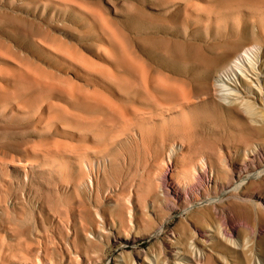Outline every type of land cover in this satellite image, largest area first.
Instances as JSON below:
<instances>
[{
    "label": "rangeland",
    "instance_id": "obj_1",
    "mask_svg": "<svg viewBox=\"0 0 264 264\" xmlns=\"http://www.w3.org/2000/svg\"><path fill=\"white\" fill-rule=\"evenodd\" d=\"M263 165L264 0H0V264H264Z\"/></svg>",
    "mask_w": 264,
    "mask_h": 264
},
{
    "label": "bare ground",
    "instance_id": "obj_2",
    "mask_svg": "<svg viewBox=\"0 0 264 264\" xmlns=\"http://www.w3.org/2000/svg\"><path fill=\"white\" fill-rule=\"evenodd\" d=\"M254 63L253 56L250 52L244 51L241 55L235 58L234 61L231 63V69L233 73V78L232 79H237V76H242L244 75V69L246 66H251ZM248 76V75H247ZM244 78V77H243ZM227 80L230 81V78L227 77ZM249 87V85H248ZM251 87V86H250ZM219 90L224 92L225 95H233V92L228 85H226L223 81L219 84ZM239 102V101H238ZM253 122V121H251ZM263 142V140L261 141ZM256 143V142H255ZM262 144V143H261ZM253 157V156H252ZM248 162V161H247ZM250 164V163H249ZM262 165V164H261ZM244 171V170H243ZM195 172V169H194ZM205 172V171H204ZM207 173V172H206ZM207 175V174H206ZM217 173H215L216 176ZM264 175V165L261 167V169H258L255 171L254 174L250 175V178H259L260 176ZM165 177V176H164ZM240 180V179H239ZM164 184V187L160 191V201L165 205L166 209L172 210L173 208H176L177 206L181 209V211L187 212L188 210L191 209L192 207V198H189L187 194L184 196H181L180 193L177 190H172L165 185V180L162 181ZM167 184V183H166ZM257 184V183H256ZM208 185V184H207ZM242 182H236L235 184L233 183L232 189L238 190L242 186ZM231 187H228L230 189ZM257 187V186H256ZM227 190V187L225 189L221 190V193H225ZM232 191V190H231ZM190 192V191H189ZM205 192V191H204ZM214 192V191H213ZM156 194V193H155ZM214 194V193H212ZM219 194V193H218ZM219 195L215 196H207L204 197V201L201 202L202 206L204 207V212H199L200 214L197 216V219H200L203 223V226L205 229H200L198 227L191 228L189 226V219L185 218L182 219L181 221L183 222V225L188 229L189 233L191 234L192 237L199 236L200 240L202 242H207L210 240V236L206 234V231H209L211 228H213L214 232L217 234H222L226 235L227 234V225L229 223L230 217L229 214L227 216V210L225 211H217L218 203H219ZM242 200V199H241ZM244 200V199H243ZM239 206V205H238ZM164 207V208H165ZM145 208V207H144ZM165 209V210H166ZM201 209V208H200ZM238 209V208H237ZM199 210V209H198ZM197 210V211H198ZM147 211V210H146ZM241 211V210H240ZM235 212V211H234ZM239 212V211H238ZM237 213V212H236ZM241 213V212H239ZM243 213V212H242ZM165 214V213H164ZM191 214V213H190ZM238 214V213H237ZM244 214V213H243ZM98 215V214H97ZM241 215V214H239ZM191 216V215H190ZM97 217V216H96ZM161 218V217H160ZM87 219V218H85ZM241 220H246V218L242 217L240 218ZM90 220V219H89ZM168 220V219H167ZM200 222V221H199ZM163 225V221L159 223L158 227L156 229L161 228ZM182 225V224H180ZM85 226V225H84ZM179 227V226H178ZM181 227V226H180ZM155 229V230H156ZM162 230V229H161ZM118 232V231H117ZM180 233V232H179ZM184 233V232H183ZM174 234V232H172ZM180 235V234H179ZM216 236V235H215ZM194 238H192V241H194ZM191 240V239H190ZM179 241V240H178ZM216 241V240H215ZM217 242V241H216ZM211 245V244H209ZM171 251H175L173 247H171ZM182 250V249H181ZM185 250V249H184ZM200 251V249H199ZM186 252V250H185ZM172 253V252H171ZM193 253V252H192ZM187 257V256H186ZM189 257L186 258V260H182V264H188ZM137 260V259H136ZM153 260V259H152ZM140 261V260H139ZM153 262V261H152ZM137 263V262H136ZM149 263V262H148ZM147 262H144V264H148ZM180 263V262H179Z\"/></svg>",
    "mask_w": 264,
    "mask_h": 264
}]
</instances>
